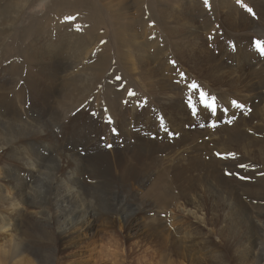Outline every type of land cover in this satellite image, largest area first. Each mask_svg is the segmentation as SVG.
Returning a JSON list of instances; mask_svg holds the SVG:
<instances>
[{
  "label": "bare ground",
  "instance_id": "1",
  "mask_svg": "<svg viewBox=\"0 0 264 264\" xmlns=\"http://www.w3.org/2000/svg\"><path fill=\"white\" fill-rule=\"evenodd\" d=\"M245 1L251 5V12L237 4L235 0H208L207 4L204 0H148L149 23L146 25L143 20L141 33L132 21L129 22V19L134 18L130 7L135 4L138 17H140L139 21L143 19V16L148 15V12L144 15L142 13L141 18L140 11V7L143 3H147V0H52L43 20H40L41 22L37 20L33 26L25 28V42L22 43V47H19L18 56L13 57L10 54L11 50L17 51L15 48H8L0 54L2 56L0 61V152H7L10 160L5 162L3 168H0L2 169L0 170V220L3 221L0 222V232L2 237L17 232L19 227L21 229L19 221L33 215L44 223L45 227L50 225L51 221L56 224L60 237L57 239L60 246L59 251L62 249L61 252H64L63 249L69 244L68 234L72 230L81 232L95 224L97 219L95 220L92 210L85 211L86 208L81 205L77 208L73 206L76 210L69 219L57 217L58 213H53L54 219H51L53 209L62 207L66 209L78 201L85 203L87 196L84 198V193L79 191L82 186L80 164L83 159L87 162L85 164L91 173L98 175L93 177L96 180L100 179L99 186L103 189L102 194H112V191L116 190L114 194L121 188L122 191L127 188L122 185L121 179H115L111 173L113 167L111 170L109 152L106 146H102L99 138L107 130H111L112 126L108 125L105 130L100 126L101 121L94 116H75L69 123L64 122L62 130L56 129L55 131V128L53 130L54 126L58 127L63 123L61 120L64 116V109L61 107L69 105L71 110L77 108L88 98L90 95L87 96L88 90L91 87H93L92 91L95 89L96 84L100 82L103 73L109 67L112 55L106 48L101 50L100 56L94 63L85 62L90 54L97 53L99 44L95 42L100 40L99 37L93 36V31L97 32V28L87 27L86 18H92L94 21L92 17L94 11L103 8L111 12L110 18L119 21L118 26L120 27L115 35L120 52L116 60L123 63L124 68L129 70L128 73L135 77L136 81H139L141 77L147 82L145 83L147 89L144 88L147 94L161 106L162 112L170 122L169 127L176 131L174 133L185 137V139H178L179 142H175V146L171 143L169 146L163 142L160 146H156L159 143H151L147 136L142 134L143 132H151L152 134L149 135L157 136H165L167 133L153 130L154 128H149V131L133 132L134 126L128 120V114H131L134 120L137 109H126L125 101H118L120 96L107 90L111 93V97L108 96L100 105L104 106L102 111H106L111 119L113 117L118 120L120 125L118 131L121 136L114 137V139L125 146L122 150L114 151L121 155L125 154L123 156L127 160L131 155L133 162H137V165H134L135 168L140 167L138 171H135L136 169L125 171L127 174L135 171L133 175L127 177L126 181L136 179L139 185L148 183L149 172L165 164L163 160L150 156L160 151H167V160L176 172L174 182L177 192L174 197L169 198L170 191L168 193L167 190H163L160 185V182H165L166 177L163 180V173L160 178L158 177V182L157 180V183L155 182L158 186L157 189L154 187L152 190V201L157 200L165 207V205L170 206V202L176 200L174 210L178 211L181 216L189 217L188 221L190 218L195 221L192 228L194 232L185 233L187 235L185 239L192 238L189 247L184 248L174 243L173 253L187 257L192 264H264V138L258 139L260 136L264 137V67L259 65V60L246 61L248 51L256 56L252 42L264 41V0ZM66 12H72L74 15L85 14L84 20L79 23V29L75 24L66 20V17H69ZM43 23L52 27L45 29ZM51 29H57L56 38L55 40L52 38V44L44 40L53 32ZM158 29L172 41V44L168 41H166L168 44L165 43ZM141 36L145 39L148 37L154 39L151 41L152 46L149 50L156 49L157 56L151 57L147 54L142 57L146 48ZM220 37H226L229 44H221L219 56H216L215 52L209 48L210 42L213 43ZM19 40L18 36L14 43L17 41L19 44ZM147 42L150 41L147 40ZM227 47L232 50L229 52L226 50ZM167 53L168 58L164 59ZM134 56H140V60L134 61ZM129 58L131 61H128ZM171 61H175V64L182 70L179 72L171 70L173 77L168 78L169 76L167 77L164 73L174 67L175 64ZM79 66L82 68L76 71L75 69ZM182 71L186 75L184 78L180 76ZM191 78L197 79L201 88L210 95H215L218 104L229 106L235 100L246 106L238 111L237 120L234 123L220 129L219 132L224 136L211 141L210 144H213L216 149L206 143L201 144V141L199 142L201 145H198L202 131L190 130L186 133L187 129L183 126V122L190 120L188 108L182 98L179 97V100L174 101L177 98L171 97L172 91H174L172 93H175V90L178 91L179 87L176 85L178 82L184 85V88H188L187 85L191 82ZM174 80L176 83L173 82ZM81 83H87L88 87L81 88ZM245 109L253 111V115H244L243 110ZM46 114H48L47 120L44 118ZM30 116L33 118L30 119ZM255 121L257 125H254ZM243 125L248 131L258 135V138L243 130ZM208 133L205 132V136H209ZM189 141L195 144L192 150L183 149L190 155L189 163H186L185 158H179L182 153L176 154L174 148L184 143L187 144ZM79 149L86 153L84 157L76 153ZM207 149L210 155L206 154ZM215 150L221 153L232 150L241 157L240 164L247 165V168L240 167L237 170L231 168L227 171L242 174L253 183L237 182L232 180L233 178L226 177L223 173L225 163L213 155ZM148 154L151 155L148 156ZM148 160L150 165L147 164ZM70 164L73 166L79 164V168L70 169ZM257 174L261 178H256ZM47 177H49L48 183L52 190L49 198L44 192L42 195L35 191V186ZM61 190L62 193L65 191L66 195L59 193ZM143 197L140 199L143 200ZM244 198L255 202L256 206L251 209ZM204 203H208L212 210L218 208L215 211L219 214V220H222L221 230L215 229L214 231L212 228L206 232L199 226L204 223L205 216L203 217L202 209ZM219 204H221L219 207L214 206ZM146 209L147 204H144L140 213L142 214ZM104 214L109 216L105 212L102 216ZM215 214L213 216H216ZM119 218L121 219V215ZM9 241L11 242V239ZM19 244L15 242L8 248L3 244L0 245V264L7 263L9 259L35 264L32 258H28L23 253L29 252V248ZM205 254L208 255L205 257ZM56 264L59 262L57 261Z\"/></svg>",
  "mask_w": 264,
  "mask_h": 264
},
{
  "label": "rangeland",
  "instance_id": "2",
  "mask_svg": "<svg viewBox=\"0 0 264 264\" xmlns=\"http://www.w3.org/2000/svg\"><path fill=\"white\" fill-rule=\"evenodd\" d=\"M235 1L237 4L242 5L244 9L248 10L251 7V5L248 4L245 0H240L239 3L237 2V0H235ZM51 3H52V0H0V54L2 52H4V50L7 51L8 48H15V49H17V51L11 50L10 54H12L13 57L18 56V49H19V47H22L23 46L22 43L25 42V36H26V33H24L25 28L27 26H33L37 20L39 22H41L43 20V16L45 15V12L47 11L48 5ZM130 8H131V11L133 13L134 18L129 19V22L131 23V21H132V24L135 26V28L138 30V32L142 33V31H143V28H142L143 20H145L146 25H147V23H149L148 19H149L150 10H149L148 0H147V3H143V5L140 7L141 18H142V13L144 15L146 12H148V15L143 16V19H140L139 21H138V19L140 17H138V14H137L138 9L135 7V4H133L132 7H130ZM66 15H68L69 17H75L76 19L74 21H69V22H71L75 25H79V26H80L79 23L82 20H84V16H85V14L74 15L72 12H66ZM71 15H73V16H71ZM51 16H53V15H51ZM110 16H111L110 11H108V10L106 11L105 9L100 8L98 10L96 9L94 11V15H92L94 21L92 20V18H88V19L86 18L87 23H88L87 27L97 28L96 29L97 32L93 31L94 32L93 36L99 37L100 40L99 41L97 40L95 42V44L96 43L99 44V47L97 49V53L93 52L92 54H90L89 59H87L85 61V62H87V64L94 63L98 59V56H100L99 54L102 52L101 50L106 48V50H109L108 53L110 54V52H111V55H112V58L109 60V63H110L109 67L103 73L102 78H101L100 82H98L96 84L95 89L92 91L93 87H91L88 90L87 96L90 94L88 96V98L85 101H83L82 103H80V105L77 108L71 110V107H69V105L61 107L64 109V116H63V119L61 120V122H63V123L59 124L58 127L54 126L53 130H54V128H55V131H57L56 129L62 130L64 128V122L67 121V123H69V121L72 118H74L75 116L87 117L90 115L96 117L98 120L101 121V123H102V125H100L101 128L103 127L106 130L107 126L110 125V126H112L111 129L116 127V129L118 130L119 126H120L118 120H116L112 117V123L109 124L107 122V118L109 117L108 116L109 114L106 111L103 112L102 109L104 106L100 105V103L102 101H105L108 98V96L111 97V93L108 92L109 90H111L115 94L117 93V96H120V99L118 101H121V100L122 101H128V103H125L126 109H135V110L137 109V115H136L134 120H133V116L131 114H128V118H129L128 120L131 121L130 123L133 124V126H134V128H132L133 132L138 133V132H141L142 130L149 131L150 130L149 128H154L153 130L165 132L159 126L160 119L162 118L166 128L169 130L168 132H166L167 134L165 136L149 135V134H152L151 132H143L142 134L146 135L148 138V141H150L151 143H159V144H156V146H160L162 144V142L165 145L167 144V146H169V143H171L172 146H175L174 143L179 142L178 139H183V138L185 139V137L176 135V136H172L170 138V133H174L176 131L172 127H169L170 122L167 119V117H165L164 113L162 112L161 106L159 104H157L156 101L150 95L147 94V92H146L147 87L145 86V83H147V82L145 80H143L141 77H140L139 81H136V78L131 76L128 73L129 70H126L124 68L123 63H120L118 60H116V57L119 56L120 49H119V44L117 42V37L115 34L118 30V27H120V26H118L119 21L113 20V18H110ZM64 22L66 23L67 21H64ZM130 23H128V24H130ZM43 26L45 27V29L52 27L49 24L46 25L44 23H43ZM157 28H159V27L157 26ZM51 31H53V32H51V34L49 36H46L44 38V40L46 42H49L50 44L53 43L52 38H54V40L56 38L57 29H51ZM158 31L161 35H163V40L165 41V43H167L166 41H168L170 44H172V41L167 39L164 36L163 32H161L159 29H158ZM85 32H86V30H85ZM18 36L20 39L19 44H17L18 43L17 41H16V43H14L15 39H17ZM141 38H142L144 46L146 48V50L142 54V57L146 56L147 54L151 55V57L157 56L158 52L156 49L152 48L149 50V48L152 46L151 41H153L154 39L151 37H148L147 39H145L142 36H141ZM256 38L258 39V37H256ZM147 40L150 42H147ZM252 43H253L252 46L255 47V42H252ZM210 44H211V46L209 48L211 50H213V52H215L216 56L217 55L219 56L220 45L221 44H227L228 45L229 41L226 40V37H220V39L215 40L213 43L211 41ZM107 46H108V48H107ZM249 49H252V48L249 47ZM226 50H228L230 52L232 49L227 47ZM255 51H256V56L254 55V53L251 55V51H248V56H246L247 57L246 61L248 60L249 62H251V60H253V59L259 60V65L264 67V57H261L259 55V52L256 48H255ZM235 54L237 56L238 52ZM168 55L169 54L167 53V55L164 56V59H167ZM105 56H107V55H105ZM1 58H2V56H0V61H1ZM133 60L139 61L140 56L135 57ZM128 61H131V59L129 58ZM231 61L234 62L232 59H231ZM81 68H82V66H79L75 70L77 71V70H80ZM137 68H138V66H137ZM156 68H157V66H156ZM171 70H175V71L179 72V70H182V69H180L178 67V65L175 64L174 67H171V69H169V71H166L164 73L167 77L169 76L168 78L173 77L172 76L173 73L170 72ZM182 72L185 73L184 71H182ZM117 76L121 77V79L117 80L116 79ZM168 78H166V79H168ZM192 81H196L198 83V80L195 78H191V82ZM173 82L176 83V80H174ZM86 84L87 83H81L80 87L81 88H87L88 84L87 85ZM176 85H177V87H179L178 91L175 90V93H172V92H174V91H172L171 97L173 99L177 98L174 101H177L180 98H182L184 100V103L187 106V95L189 94V89L184 88L185 86L180 84V83H178ZM144 87H146V89ZM179 90H181V91H179ZM129 91L135 92L136 95L132 96V97L128 96L127 93ZM180 92H181V94H180ZM196 95H198V93L194 94V98L196 97ZM185 97H186V99H184ZM66 103L71 104L69 102H66ZM238 103H240V102H238ZM140 104H143V107H140L139 106ZM218 105H219L218 114L215 117H210L209 114L203 109V106H201V105H197L199 114L196 117H193L191 115L190 109L188 107H187L188 109L186 108L190 120L184 121L183 126H185V129H187L186 133H189L190 130L202 131V134H200L201 136L199 135L200 136L199 141L197 142L198 145L206 143V144H208V146L211 145L210 146L211 148L216 149L213 144H210L211 141L215 140L216 138L218 139L220 137H223L224 135L219 132L220 129L224 126L231 125V124H228L226 122L230 118L234 117V119H233V123H234L237 120L236 115L238 114V111H241V109L239 110V109L233 107L232 104L229 106L223 105V104H218ZM225 108L228 109V111L226 113L223 111V109H225ZM243 112H244V115H251V116L253 115V111H249V109H245V110H243ZM41 115H40V118H41ZM102 116L104 118H102ZM32 118L33 117L30 116V119H32ZM44 118L47 120L48 114H46ZM199 118H200V121H199ZM25 119H27V117ZM210 120L217 121L218 126L216 128L208 127L207 125L209 124ZM80 122H83V121H80ZM201 123H203L205 125V127H200L199 125ZM193 124H194V126H192ZM254 125H257V121L254 122ZM129 129H131V128H129ZM242 129L247 131L249 135L254 134V133L248 131L246 126H244V125L242 126ZM210 131H211L212 135H211ZM205 132H209L208 133L209 136H205ZM203 135H204V137H203ZM120 136L121 135H119V131L116 134H113V132L111 130H107V132L104 133V135H101L99 138H100V142L102 143L103 147H105L106 145H108L110 143H114L115 145H119V146L115 147V145L111 144L112 147L108 148L106 146V149H107V152H109L108 157L110 159L109 160L110 166L112 165L111 170L113 167V170L111 171V173L114 175L115 179H118V180L121 179L122 185L127 186V188H125L123 191L121 188L117 193H114V194H113V192L116 190L112 191V194H105V193L102 194L103 189L99 186V184H101L100 179L96 180L93 177V176H98V175L91 173L87 164H85L87 162H85V159H83L84 163L82 161L80 164V169H81V174H80L81 178L80 179L82 181L81 182L82 186H84V185L85 186L84 187L80 186L79 191H82V193H84V195H85L84 198L87 196L86 200L88 202L86 203V200H85V203H84V201H82V202L78 201L79 202L78 205H77L78 202H75V203H73L72 206L66 207V209H65V207L53 209L52 213H51V219L52 220L54 219L53 213H56V214L58 213L57 217L59 216V218L69 219L71 217V215L76 210L74 207L77 208L78 206L81 205L82 207L86 208L85 211H88L87 209L92 210V213L94 214L95 220L97 219L96 220L97 224L96 223L92 224L91 227L85 228L81 232H78L77 230H72L68 234L70 237L69 236H68L69 238L67 237L69 240V244L66 245L67 247L65 246V248L63 249L64 252H61L62 249H60V251H59L60 246L57 242V239L58 238L60 239V237H59V232L57 230L56 224L53 221H51V222H49L50 225H46V227H45V224L41 223L39 221V219H37L33 215L32 216L29 215V216L25 217V219L22 218L23 220L21 219L19 221L20 223H18V224H20L21 229L19 227L17 229V232L19 231L20 234L17 232H12L13 233L12 235L7 234V235H5V237H2V234L0 232V245L3 244L8 248L9 246L15 244V242H17L18 244L20 243L22 247L25 246V248H29V252H23V253L28 258H30V259L32 258V260L34 261L35 264H56L57 261L59 262V264H71V263L72 264H192L187 257L185 258L183 256H180V255L173 253V249H174V243H175V245H179V246L184 247V248H186L185 246L189 247V244L191 242L190 239H192V238L185 239L187 237V235L185 233L186 232H194L192 230V228L195 225V223H194L195 221H192L193 219L190 218V221H192V223H191L190 221H188L189 217L187 218V217H184L183 215L181 216V214L179 215L178 211L174 210L175 204L177 203L176 200H173L172 201L173 203L170 202V204H169L170 206L165 205V207H163V204L159 203L157 200L152 201V197H151L152 192H153L152 190H154V187L157 189V186H158L157 184L155 185V182H156V180L158 182V179L161 177V175L163 173H164L163 174L164 175L163 180L166 177L165 182H163V183L160 182V185H161V187H163V190H167L168 193L170 191V193L168 194L169 198L174 197L176 192H177V190H176L177 186L175 185V182H174L176 172L173 171V169L171 168V163L167 160V154H168L167 151H165V152L160 151V153L157 152L156 153L157 156H156V154H154V156H150L151 154L150 155L148 154V156H150L152 158L156 157V159L163 160L164 163L166 164V165L165 164H163V165L159 164L160 166L157 169H153V167L151 165V169H153V170L149 172L150 177L148 179V183L143 184V185H139V183L137 182L136 179H129L128 181H126L127 177L128 176L130 177V175H133L134 174L133 172L138 171L140 169V167L137 166V168H135V166L137 165V162H135V161L133 162V160L131 159L132 158L131 155L128 156V160H127L123 156L125 154L121 155V154L114 151V150L119 151V149L122 150L125 148L124 145H121L120 141L114 139V137H120ZM253 136L258 138V135L254 134ZM165 138H168V139H165ZM263 138L264 137L260 136L258 139H263ZM192 143L193 142L189 141V142H187L188 145L184 143L183 145H179V146L174 148L176 154L182 153V156L180 155L179 158H181V159L185 158L186 163H189L190 155H188L189 154L188 152H184V150L185 149L186 150H192V148H194V144H195V143L194 144H192ZM190 144H191V146H190ZM168 149H169V147H168ZM177 149L180 151H178ZM69 150H71V149H69ZM174 150H173V152H174ZM206 151H207L206 154L210 155L209 149H207ZM217 152H220V151L219 150L213 151V155L215 157H216L215 153H217ZM76 153H78L82 157H84L86 155V153L83 152L81 149H79ZM195 153L196 152H194V154ZM228 153H235V152H233L231 150V151H227V152L222 153V154H228ZM217 159H220V158H217ZM220 160L225 163V169L223 168L224 174H225V171H227L231 168L234 170H237L238 168H240V167H238V165H240V163H241V157L237 156V154H236L235 159L229 158V159H220ZM9 161L10 160H9L7 152H5V153L0 152V168H3L5 162L7 163ZM166 161L169 163H167ZM149 163H150V161L148 160L147 164H149ZM253 164H255V163H253ZM85 165H86V167H84ZM256 165H259V164H256ZM78 166H79V164H77L76 166H73L70 164V169H72V167L73 168L75 167L74 169H77ZM134 169H136V170L128 173L129 175L127 173H125V171H131ZM0 170H2V169H0ZM232 172L236 173L234 171H232ZM85 175H87V176H85ZM46 176H49V175L46 174ZM90 176H92V178H90ZM106 176L108 178H111L108 175H106ZM225 176L228 178H231V179L233 178L232 180L237 181V182H242V183H247V184L253 183V181L248 180V179H240L242 174H240V175L237 174V175H232V176L231 175H225ZM85 178H86V180H85ZM168 178H170V179H168ZM256 178H261V176L259 174H257ZM87 179H88V181H87ZM84 180L87 182V184ZM98 181H100V183ZM196 181L199 182L200 180H196ZM48 182H49V177H47V179L43 180L41 183L37 184L35 186L36 193H38V194L42 193V195H44V193H45V195H47V197L49 198L50 195L52 194V192H51L52 190L50 189V184ZM93 182L96 186L93 184ZM90 184H92V185H90ZM87 185H88V187H87ZM234 186H235V188H237V184H235ZM94 191H96V192H94ZM64 192L65 191H63V193H62V190H61L59 193L66 195V193H64ZM86 192L88 194H86ZM62 194H60V195L62 196ZM143 195H145V196L143 197ZM147 195H149V197ZM88 196L90 197L89 199H88ZM142 197H143V200L140 199ZM244 201L246 202L247 205H249V207L251 209H253L256 206L255 202H250L249 199L247 200L246 198H244ZM155 202H157V204ZM123 203H124V205H123ZM136 203H137V205H136ZM144 204H147V209H146V211L142 212V214H141L140 209H141V207H143ZM220 205L221 204L214 205V206L219 207ZM122 206H123V208H122ZM125 206H126V208H125ZM210 206L212 207L213 205H210ZM92 207L94 208V210ZM208 207H209L208 203L203 204V208H202L203 212H204L203 217L205 216L203 218V222H204L203 224H205V225L202 224L199 226H201L203 231L206 230V232H208L207 230H212V228L214 231H215V229L221 230L223 228L222 227V220H219V214H218V212L215 211L218 208L212 210L210 207L208 209ZM117 208H118L119 212L117 211ZM102 209H104V211ZM112 210H113V212H111ZM106 211H108V212H106ZM116 211H117V213H116ZM136 211H138V212H136ZM148 211H150V212H148ZM104 212L108 213L109 216L108 215L106 216L105 214H104L105 216L104 215L102 216V214ZM208 212H209V214H208ZM97 213H100V214L98 215ZM173 213H174L175 218L173 217ZM114 214H117V215L114 216ZM134 214L137 216H135ZM214 214L217 217L213 216ZM120 215H121V219L119 218ZM98 216H99V218H98ZM208 216H209V219H207ZM210 216L215 217V218L212 219ZM134 217H136L137 219H135ZM184 219L185 220L187 219V220L185 221ZM216 221L218 222V224ZM0 222H3V221L0 220ZM180 222H181V225L185 228H183L180 225ZM209 223H211L212 225ZM215 223H216V225H215ZM186 224L188 227L186 226ZM189 225L191 228L189 227ZM181 230H184V231H181ZM181 232L184 235L181 234ZM152 235H154V236H152ZM185 235H186V237H185ZM78 238H79V240H78ZM10 239H11V242L13 241V243H11L9 241ZM177 242H179V244H177ZM206 255H208V254H205V257H206ZM25 256H23V257H25ZM14 261H15V263H14ZM5 264H26V262H23L22 260L11 261V259H9V261Z\"/></svg>",
  "mask_w": 264,
  "mask_h": 264
},
{
  "label": "snow or ice",
  "instance_id": "3",
  "mask_svg": "<svg viewBox=\"0 0 264 264\" xmlns=\"http://www.w3.org/2000/svg\"><path fill=\"white\" fill-rule=\"evenodd\" d=\"M204 2H205V4H207L208 0H204ZM237 2L239 3L240 0H237ZM248 11L251 12L252 9L249 8ZM75 19H76L75 17H66V20H68V21H74ZM76 27H77V29H79L80 26L76 25ZM255 48L258 50L259 55L261 57H264V41L256 40L255 41ZM171 63L175 64V61H171ZM180 76L182 78H184L185 74L184 73H180ZM116 79L120 80L121 77L117 76ZM187 87L189 89V94L187 95V107L190 109V113H191V115L193 117H196L199 114L197 105L203 106V109L209 114L210 117L217 116L219 105H218L217 97L215 95H210L207 91L203 90L201 88V86L196 81H192L191 83H189L187 85ZM197 93H198V96H196L194 98V94H197ZM127 94L130 97L136 95V93L132 92V91H129ZM125 103H128V101H125ZM231 103H232V106L237 108V109H244L246 107L245 105L240 104V103H238L235 100H233ZM139 106L143 107V104H140ZM223 111L226 113L228 111V109L225 108V109H223ZM249 111H250V109H249ZM233 119H234V117L228 119L226 122L228 124H232L233 123ZM107 122L109 124L112 123V119H111L110 116L107 118ZM159 126L165 132L169 131L166 128L162 118L160 119ZM199 126L200 127H205V125L203 123H201ZM207 126L211 127V128H216L218 126V123L215 120H210V122H209V124ZM111 131L113 132V134H116L118 132V130L116 128H112ZM176 135H178V134L177 133H170V138L172 136H176ZM106 146L108 148L112 147L111 144H108ZM215 155H216L217 158H220V159H229V158L235 159L236 158V154L235 153L222 154L220 152H217V153H215ZM238 167L247 168V165L240 164V165H238ZM225 175H237V174L226 171ZM240 179H247V177L241 176Z\"/></svg>",
  "mask_w": 264,
  "mask_h": 264
}]
</instances>
